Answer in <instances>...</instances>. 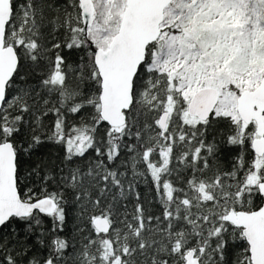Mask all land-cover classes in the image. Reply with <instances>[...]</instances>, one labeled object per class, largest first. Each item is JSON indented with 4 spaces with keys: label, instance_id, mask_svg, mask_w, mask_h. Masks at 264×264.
I'll list each match as a JSON object with an SVG mask.
<instances>
[{
    "label": "snow or ice",
    "instance_id": "1",
    "mask_svg": "<svg viewBox=\"0 0 264 264\" xmlns=\"http://www.w3.org/2000/svg\"><path fill=\"white\" fill-rule=\"evenodd\" d=\"M0 264H264V0H0Z\"/></svg>",
    "mask_w": 264,
    "mask_h": 264
}]
</instances>
